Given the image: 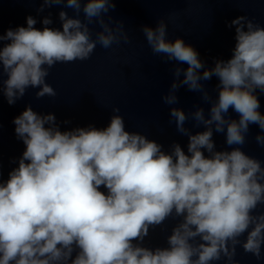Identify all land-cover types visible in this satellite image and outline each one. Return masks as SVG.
<instances>
[{"label":"clouds","instance_id":"9594fccd","mask_svg":"<svg viewBox=\"0 0 264 264\" xmlns=\"http://www.w3.org/2000/svg\"><path fill=\"white\" fill-rule=\"evenodd\" d=\"M59 2L44 0L41 10ZM67 6L79 13L81 0H67ZM114 7L112 0L83 5L87 21L97 18L102 26L95 40L87 23L64 11L62 30L48 27L49 17L37 29L29 15L26 27L0 35L6 41L0 65L7 77L0 91L7 102L14 104L29 87L39 89L38 99L56 96L46 82L56 63L87 60L97 42L107 49L121 37L127 40L122 24L113 27L103 19ZM228 26H235L233 54L212 68L182 38L166 39L163 19L155 28L143 27L154 53L187 64L175 69L177 80L165 103L177 102L180 86L209 100L202 81L219 80L208 118L203 108L191 112L204 131L192 134L185 127L189 114L177 107L170 111L177 130L188 136L187 153L179 143L165 151L155 140L127 131L118 107L103 128L90 124L61 131L54 114H38L31 106L14 117L25 150L0 180V264H239L238 245L264 261V211H257L264 205V165L240 147L250 124L264 133L256 94L264 93V27L246 16ZM230 108L238 120L228 117ZM213 129L225 134L231 150H216ZM255 139L264 147V134ZM169 218L178 222L167 246H146L150 227Z\"/></svg>","mask_w":264,"mask_h":264},{"label":"water","instance_id":"95a60500","mask_svg":"<svg viewBox=\"0 0 264 264\" xmlns=\"http://www.w3.org/2000/svg\"><path fill=\"white\" fill-rule=\"evenodd\" d=\"M87 0H81L79 13L67 6V0H60L50 6H41L44 0H0V35L17 26H27L26 17L36 19L34 25L42 29V21L49 17L50 28L62 30L59 13L64 11L69 18H78L87 23L91 39L102 31L97 18L88 22L83 12ZM114 8L102 13L103 19L110 26L117 23L123 25L128 39L123 37L105 49L99 42L87 60L56 63L49 69L46 82L56 91V96L36 97L38 88L29 87L20 99L9 104L0 91V180L8 178L9 172L18 166V160L25 150V145L15 133L14 117L27 106L38 114L52 113L61 131L75 127L94 125L103 128L110 118L116 114L114 107L119 108L125 122V129L138 132L148 139L155 140L165 151L173 142L179 143L187 153L188 136L177 130L174 118L170 116L173 107L189 114L185 127L192 134L204 131L203 125L196 126L191 112L203 108L208 118L211 103L218 96L219 80L213 76L202 81L204 90L210 99L205 100L200 91H191L187 86H180L175 95L177 102L173 105L165 103L164 97L169 94L171 85L177 78L174 75L177 67L186 69L187 64L169 60L166 55L152 51L143 32L145 25L155 28L163 19L166 23V39L174 41L182 38L186 44L192 45L206 68L214 67L215 61L228 60L235 46V26L229 23L238 16H246L261 27H264V0H112ZM6 41H0L2 47ZM201 73L203 69L200 70ZM0 65V88L6 79ZM183 79V72L179 80ZM256 94L260 101V112L264 114V93L259 89ZM231 119H239V114L231 108L227 114ZM257 134H264L256 124L249 125L245 144L240 146L249 156L264 165V147L256 142ZM215 148L231 150L226 144L224 133L213 129L212 137ZM235 147V146H233ZM207 155V153L205 152ZM102 191H106L103 187ZM257 211H264L261 205ZM177 219L169 218L163 225L149 229L144 244L149 247L167 246L166 237L171 234ZM246 235V234H245ZM245 237H240L243 240ZM264 250V246H262ZM75 255V254H74ZM235 259L239 264H264L257 261L251 253L244 252L241 246L236 248ZM223 264V260L217 262Z\"/></svg>","mask_w":264,"mask_h":264}]
</instances>
